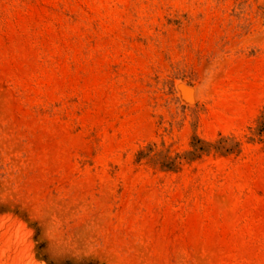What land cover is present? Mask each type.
I'll return each instance as SVG.
<instances>
[{
	"label": "rangeland",
	"instance_id": "1",
	"mask_svg": "<svg viewBox=\"0 0 264 264\" xmlns=\"http://www.w3.org/2000/svg\"><path fill=\"white\" fill-rule=\"evenodd\" d=\"M263 118L264 0H0V264H264Z\"/></svg>",
	"mask_w": 264,
	"mask_h": 264
},
{
	"label": "bare ground",
	"instance_id": "2",
	"mask_svg": "<svg viewBox=\"0 0 264 264\" xmlns=\"http://www.w3.org/2000/svg\"><path fill=\"white\" fill-rule=\"evenodd\" d=\"M180 89H181V88H180ZM183 89H184V92H185L186 94H188V96H190L189 93H188L190 90L187 89V88H183ZM192 94H193V92H192ZM188 96L186 97V99H189ZM190 97H192V96H190Z\"/></svg>",
	"mask_w": 264,
	"mask_h": 264
},
{
	"label": "trees",
	"instance_id": "3",
	"mask_svg": "<svg viewBox=\"0 0 264 264\" xmlns=\"http://www.w3.org/2000/svg\"><path fill=\"white\" fill-rule=\"evenodd\" d=\"M261 125L264 128V118L262 119Z\"/></svg>",
	"mask_w": 264,
	"mask_h": 264
}]
</instances>
